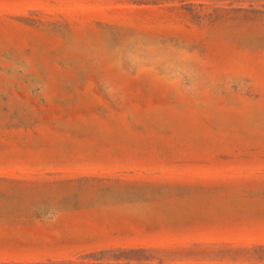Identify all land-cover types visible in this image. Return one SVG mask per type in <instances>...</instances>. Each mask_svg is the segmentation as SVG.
<instances>
[{
	"label": "rangeland",
	"instance_id": "obj_1",
	"mask_svg": "<svg viewBox=\"0 0 264 264\" xmlns=\"http://www.w3.org/2000/svg\"><path fill=\"white\" fill-rule=\"evenodd\" d=\"M0 264H264V0H0Z\"/></svg>",
	"mask_w": 264,
	"mask_h": 264
}]
</instances>
